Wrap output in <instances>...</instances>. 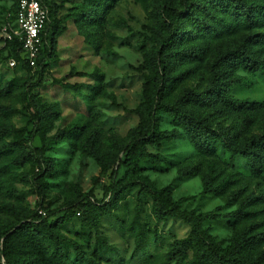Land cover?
Listing matches in <instances>:
<instances>
[{"label": "rangeland", "instance_id": "1", "mask_svg": "<svg viewBox=\"0 0 264 264\" xmlns=\"http://www.w3.org/2000/svg\"><path fill=\"white\" fill-rule=\"evenodd\" d=\"M58 6L56 18L62 30L55 37L54 51L45 60L46 68L41 79L30 87L41 104H54L57 115L52 128L34 134L30 144L40 148L51 158L50 175L40 178L45 188L43 202L38 210L41 216L54 210L47 222L62 215L77 190L81 194L91 191L95 200L105 201L110 195L105 176L96 162L82 148V138L96 129L101 149L111 150V139L125 141L129 129L137 123L135 109L146 103L143 95V75L147 73V60L143 52L151 50L147 36L152 25L149 0H53ZM8 0H0V24ZM98 6L89 19L79 18L88 6ZM255 33H264V26L251 27ZM245 30L232 33L238 37ZM220 32L196 38L198 45L193 61L178 66L172 84V93L182 87L200 90L206 79L204 64L208 60L210 45L221 36ZM10 51L0 38V122L10 124L14 132L3 139L16 138L32 127V115L26 106L24 82L27 77L19 64H8ZM241 82L231 86L229 94L235 99H264V69L260 72L238 70ZM148 95V93H147ZM158 129L173 128L170 118L157 112ZM234 120H226V123ZM82 126V135L73 143L56 142L51 135L56 128ZM177 136L162 140L157 146H147L155 163L139 160V174L155 188H163L169 199L181 210L194 214L227 213L239 207L247 197L249 215L235 222L225 218L203 220L202 227L225 246L233 233L264 230V174L251 173L244 160L229 157L217 144L210 155L198 153L188 142L180 128ZM14 152L0 149V228L7 223L16 224L22 211L36 208L39 197L33 183L36 166L32 162L16 165ZM192 167L195 175L179 177L177 170ZM124 168H115L114 179ZM215 178L218 193L201 195V177ZM102 187L106 195L102 196ZM137 185L125 190L109 214L100 213L96 206L86 223L81 224L75 214L84 207L74 209L71 219L64 221L58 231L73 239L81 247L85 258L96 264H161L171 243L182 239L189 224L179 217H160L152 207L147 194L137 198ZM231 192H235L230 196ZM264 249V242L261 243ZM48 237L26 238L10 236L4 248L7 256L16 259L32 256L33 264H54ZM69 261L73 260L70 248L62 250ZM0 264L2 259H0ZM77 264H86L84 261ZM173 264V263H168ZM182 264H193L188 251Z\"/></svg>", "mask_w": 264, "mask_h": 264}, {"label": "trees", "instance_id": "2", "mask_svg": "<svg viewBox=\"0 0 264 264\" xmlns=\"http://www.w3.org/2000/svg\"><path fill=\"white\" fill-rule=\"evenodd\" d=\"M48 20L44 24L41 45L30 67L20 57V43L16 39L2 40L9 48L10 58L22 67L27 81L24 82L26 106L32 115V127L26 133H18L16 138L5 141L3 138L14 132L12 125L0 122V149L12 151L13 162L22 165L32 162L36 166L33 177L35 193L39 197L36 208L23 210L16 224L7 223L0 228V259L3 264H33L32 256L16 259L4 252L10 236L26 238L27 234L35 237L45 234L52 247L51 258L54 264H96L85 258L81 247L73 239L62 235L58 227L71 219L73 210L84 207V212L75 214L83 224L91 218L96 209L109 214L110 209L121 199L123 192L137 185V198L147 194L152 207L162 218L179 217L189 224V231L182 239L171 243L161 264H182L188 251L192 253L193 264H264V230H239L230 237L225 246L202 227L203 220L225 218L235 222L249 215L247 197L238 208L227 213L194 214L192 211L179 209L169 199V193L163 188H155L139 174V160L155 163L154 156L147 151V146H157L162 140L176 138L175 128H180L189 144L200 154L210 155L215 145L226 151L229 157L244 160L248 170L256 175L264 174V99H235L229 94L231 86L241 82L238 70L260 72L264 69V33L251 31L253 26H264V0H149V15L152 25L147 39L151 50L143 52L147 60V73L143 75V95L146 103L135 109L137 123L129 129L126 140L118 137L111 139V150L101 149L96 129L89 131L82 138V148L86 151L105 176L110 195L104 201L95 200L91 191L81 194L77 190L74 199L63 208L62 215L47 222L48 216L55 211L41 216L38 208L44 199L45 188L40 178L52 172L51 158L44 156L40 148L30 144L34 134H42L52 128L57 110L52 103L41 104L34 97L30 87L38 83L46 68L45 60L54 51L55 37L62 26L56 18L58 6L55 1L47 0ZM98 6H88L79 13V18L89 19ZM13 3L8 5L3 20L12 18ZM8 13V15H6ZM241 32L238 37L232 33ZM215 32L229 34V38L220 37L209 47L208 60L204 64L206 79L198 91L182 87L174 94L172 84L178 66L194 60L198 45L196 38ZM9 58V59H10ZM148 93V95H147ZM157 112H163L170 118L173 128L158 129ZM234 120V123H226ZM82 126L70 125L56 128L50 136L56 142L73 143L82 135ZM122 166L123 174L114 179L115 168ZM192 167L177 170L179 177L195 175ZM215 178L209 175L201 177L200 194L218 193ZM235 192H231L233 196ZM106 188L102 187V196ZM70 248L73 260L69 261L62 250Z\"/></svg>", "mask_w": 264, "mask_h": 264}, {"label": "built area", "instance_id": "3", "mask_svg": "<svg viewBox=\"0 0 264 264\" xmlns=\"http://www.w3.org/2000/svg\"><path fill=\"white\" fill-rule=\"evenodd\" d=\"M9 2L13 3L12 18L0 24V38L3 41L16 39L20 43V57L28 66L34 67L44 24L48 20L47 0H9ZM8 64L13 66L14 60L10 58Z\"/></svg>", "mask_w": 264, "mask_h": 264}]
</instances>
